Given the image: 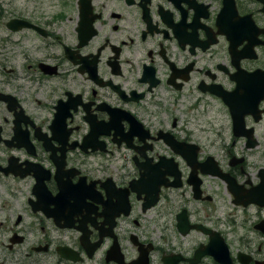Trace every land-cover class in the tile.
Here are the masks:
<instances>
[{
  "label": "flooded vegetation",
  "instance_id": "af4514ba",
  "mask_svg": "<svg viewBox=\"0 0 264 264\" xmlns=\"http://www.w3.org/2000/svg\"><path fill=\"white\" fill-rule=\"evenodd\" d=\"M0 264H264V0H0Z\"/></svg>",
  "mask_w": 264,
  "mask_h": 264
}]
</instances>
